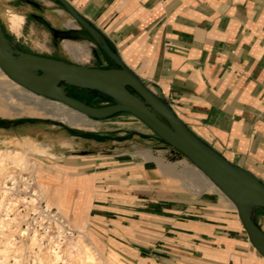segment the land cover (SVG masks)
<instances>
[{
	"label": "crops",
	"instance_id": "1",
	"mask_svg": "<svg viewBox=\"0 0 264 264\" xmlns=\"http://www.w3.org/2000/svg\"><path fill=\"white\" fill-rule=\"evenodd\" d=\"M66 1L198 138L264 184V0ZM2 3L22 15L16 30L0 20L14 47L90 67L114 66L56 0ZM84 117V123L64 127L51 118L0 122V146L16 140L41 147L44 161L58 167L60 176L73 184L85 179L90 212L111 211L98 204L109 200L128 204L111 212L129 233L134 217L139 219L142 238L137 253H130L135 264H264L218 188L186 199L132 194L137 178L131 173L141 174L149 162L73 129L96 122ZM138 133L154 139L151 130ZM137 201L140 209H132ZM254 221L264 231L263 209L254 211Z\"/></svg>",
	"mask_w": 264,
	"mask_h": 264
},
{
	"label": "rangeland",
	"instance_id": "2",
	"mask_svg": "<svg viewBox=\"0 0 264 264\" xmlns=\"http://www.w3.org/2000/svg\"><path fill=\"white\" fill-rule=\"evenodd\" d=\"M0 20H2L1 17ZM1 25L5 31L3 24ZM72 45L74 48L78 46L77 42H73ZM9 80L7 79L6 81ZM9 83L11 87L10 91L6 93L9 97L7 101L9 103L12 102L11 104H13L12 106L14 109L0 101V112H2V114L0 113V122L5 123L23 120L41 121L45 118H51L52 120L49 121L54 125L64 127L66 126L65 123H59V121H57L58 119L53 117L48 109L54 108L57 113L65 111L75 114V111L60 103H56L54 100L35 95L14 82L9 81ZM66 92L93 106L108 104L107 98L96 92L91 93V91L76 87H66ZM88 92H90L91 95H89L90 93ZM95 121L93 125H83L78 128L73 127V129L96 134L98 137L97 140L103 142L107 148L110 147V149L113 150L115 146L119 145L121 149L124 148L123 150L132 152L135 159L145 160L147 163L149 162L147 170L141 174H138V172L131 173L132 177L137 178L135 183L136 187L133 189L132 194L137 193V195L142 197L153 194L164 198L186 199L204 189L213 188L210 187L202 177H199V184L192 188L185 185L179 188L166 186V178L159 174L157 162L159 160L168 163L176 162V167L178 169H183L186 164L178 163V161L183 160L184 156L171 149L154 133L153 140H146V138L138 132L150 133V129L133 115L119 113L104 119H96ZM116 121H121L123 123H115ZM59 131L62 132L63 129ZM59 131L57 130L56 133ZM13 133L7 131L8 136H12ZM19 134L25 137L28 133H22V131H20ZM26 146V143L16 140H9L0 146V148H18L23 150L27 159V168L23 171L14 167H8V170L12 174L19 176L17 184L15 185L16 190L13 194V198H17V200L15 202L13 214L10 216L13 217L16 213H19L18 216H21L23 219L19 227L12 226L14 229L12 237L15 239V245L21 249L20 253H22L20 264H31L32 258L30 257L29 250L26 248L29 244L27 234H21L17 231L21 229L22 232H25L27 223H25L24 219H27L28 223L32 222V224H34L32 218L36 217L37 214L29 209L31 207L29 206L28 200L30 193L32 194L33 190L38 191L42 183H45L44 185L47 187L48 193L43 197L39 196L40 200L34 204V207L42 213L43 216V220L39 222L40 225L35 227L40 234H43V228L47 227L49 236H56V219L65 225L67 224L70 228H74V225H78L84 229L85 234L105 264L109 262H113L114 264H135L130 257V253L132 255L137 253V248L135 246L140 245L139 242L142 238L139 231V219L134 217V221H132L134 229L129 233L121 228V226H123L121 218L118 215H114V212H111L112 210L122 211L123 207L128 208L129 205L124 204L121 200H109L98 204L107 206L108 210L111 211L92 209L90 212L92 196H86L88 187L80 189L76 184H73L72 180L60 176L59 174H62V172L57 169L58 167L53 164L48 167V162L44 161L46 157L43 156L41 147H30L27 149ZM20 176L22 177L20 178ZM24 177L27 178L24 180L31 179V185L28 188L25 187ZM115 183L124 184L125 181L119 180ZM58 189L59 191L61 190L59 194L57 193ZM117 190H123V188L116 189V191ZM47 200L50 203V207L48 210H45L44 208ZM137 204L139 205V201L132 204L131 208L139 210L140 208ZM134 214L139 215L136 212ZM262 227L264 228V224ZM76 235V231H72V236L67 234V241L76 237ZM46 244L47 240L43 239L41 244L42 250L39 252L40 256L44 253ZM12 262L13 260H10L9 263L12 264ZM70 262L71 261H69V264Z\"/></svg>",
	"mask_w": 264,
	"mask_h": 264
},
{
	"label": "water",
	"instance_id": "3",
	"mask_svg": "<svg viewBox=\"0 0 264 264\" xmlns=\"http://www.w3.org/2000/svg\"><path fill=\"white\" fill-rule=\"evenodd\" d=\"M113 62V67H90L22 51L12 45L0 23V70L25 90L92 119L120 112L142 121L171 149L197 167L234 205L250 244L264 258V231L254 211L264 210V184L198 138L168 103L124 64L102 33L66 0H56ZM66 87L97 92L108 104L93 106L66 92Z\"/></svg>",
	"mask_w": 264,
	"mask_h": 264
},
{
	"label": "bare ground",
	"instance_id": "4",
	"mask_svg": "<svg viewBox=\"0 0 264 264\" xmlns=\"http://www.w3.org/2000/svg\"><path fill=\"white\" fill-rule=\"evenodd\" d=\"M0 17L5 22L8 28L17 29L22 21V15L14 11L11 7L2 3L0 0ZM5 78V79H4ZM0 70V101L14 109L13 104L9 103V98L6 94L10 91L11 84L13 82ZM15 83V82H14ZM16 84V83H15ZM56 103H59L55 101ZM61 104V103H60ZM41 106V105H39ZM64 106V105H63ZM42 107V106H41ZM49 113L57 118L58 120L68 123L76 124L85 122L84 115L75 111V114L61 111L56 112L54 108H49ZM2 114V112H0ZM29 149L28 146H26ZM178 163L186 164L183 169H178L175 163H168L159 160L157 162L158 172L161 176L166 178L165 185L172 188H179L182 186H188L192 188L199 184V177H202L210 187L217 188L197 167H195L187 158L179 160ZM27 159L25 152L18 148H0V264H10V260H13L12 264H20V248L15 244V239L12 237L14 229L12 226L19 227L20 222L23 221L19 213H16L13 217V209L17 198L14 197L16 190L15 185L19 176L12 174L8 167H14L23 171L27 168ZM22 176H20L21 178ZM27 179L26 177L23 178ZM9 182V183H8ZM25 187L28 188L31 185V179L24 180ZM42 183L38 188V191L33 190L29 197V206L33 212L37 214L36 217L32 218L34 224L28 223L27 219H24L27 223L25 232L18 229V233L27 234L29 244L27 249L29 250L30 257L32 258L31 264H105L104 261L99 257L96 249L88 239L84 232V229L78 225H74V228H70L67 224H63L61 221L56 219L57 235L49 236L47 227L43 228V234H40L35 228L40 225L39 222L43 220L42 213H40L34 204L40 200V197L47 195V187ZM76 185L82 189L88 187V182L85 179L76 182ZM61 191V190H60ZM59 189L57 193H60ZM38 193V194H37ZM60 201V200H57ZM28 206V207H29ZM50 203L47 200L45 204V210H48ZM37 210V211H36ZM42 216V217H41ZM72 231H76V237L68 239L67 234L72 236ZM46 239L47 244L44 248V253L40 256L42 240ZM36 249V250H35ZM109 262L106 264H112ZM114 264V263H113Z\"/></svg>",
	"mask_w": 264,
	"mask_h": 264
},
{
	"label": "trees",
	"instance_id": "5",
	"mask_svg": "<svg viewBox=\"0 0 264 264\" xmlns=\"http://www.w3.org/2000/svg\"><path fill=\"white\" fill-rule=\"evenodd\" d=\"M1 27H2V25H1ZM2 29H3V27H2ZM3 31H4V29H3ZM4 33H5V31H4ZM5 35L7 36V34L5 33ZM8 37V36H7ZM97 93V92H96ZM99 94V93H98Z\"/></svg>",
	"mask_w": 264,
	"mask_h": 264
}]
</instances>
